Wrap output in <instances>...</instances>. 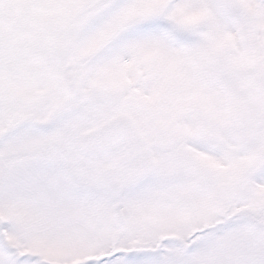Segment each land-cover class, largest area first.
Masks as SVG:
<instances>
[{
  "label": "snow or ice",
  "instance_id": "6c2138e0",
  "mask_svg": "<svg viewBox=\"0 0 264 264\" xmlns=\"http://www.w3.org/2000/svg\"><path fill=\"white\" fill-rule=\"evenodd\" d=\"M0 264H264V0H0Z\"/></svg>",
  "mask_w": 264,
  "mask_h": 264
}]
</instances>
